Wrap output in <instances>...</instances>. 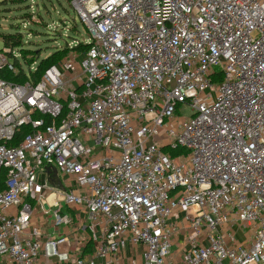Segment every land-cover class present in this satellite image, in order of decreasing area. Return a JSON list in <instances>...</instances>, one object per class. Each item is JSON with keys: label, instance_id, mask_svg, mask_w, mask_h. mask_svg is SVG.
I'll list each match as a JSON object with an SVG mask.
<instances>
[{"label": "built area", "instance_id": "built-area-1", "mask_svg": "<svg viewBox=\"0 0 264 264\" xmlns=\"http://www.w3.org/2000/svg\"><path fill=\"white\" fill-rule=\"evenodd\" d=\"M70 5L36 80L0 37V264H264V0Z\"/></svg>", "mask_w": 264, "mask_h": 264}, {"label": "rangeland", "instance_id": "rangeland-1", "mask_svg": "<svg viewBox=\"0 0 264 264\" xmlns=\"http://www.w3.org/2000/svg\"><path fill=\"white\" fill-rule=\"evenodd\" d=\"M70 18L75 20L76 29L71 28ZM15 31L21 32V49L28 51V57L38 51V59L49 55L63 42L69 44L73 39H88L83 24L66 0H24L21 3L0 0V34H13ZM19 48L15 50L20 54L19 60L23 61ZM23 67L27 70L26 64ZM191 113L187 107L180 110L181 116Z\"/></svg>", "mask_w": 264, "mask_h": 264}, {"label": "trees", "instance_id": "trees-1", "mask_svg": "<svg viewBox=\"0 0 264 264\" xmlns=\"http://www.w3.org/2000/svg\"><path fill=\"white\" fill-rule=\"evenodd\" d=\"M11 2H18L21 3L24 0H10ZM68 4H70V0H66ZM71 6V5H70ZM29 17V14H27ZM69 23L71 25V28L76 29V22L73 18L69 19ZM18 29V27H17ZM0 37L2 38L3 42L9 45L12 48L20 47L22 46V41H21V32L15 31L13 34L9 33H1ZM64 41L67 42L66 39ZM89 47L88 44L85 43H79L76 46L72 47L71 49L68 47V44L63 42V44L56 48L53 52H51L49 55H47L44 58L38 59L39 52L36 51L34 52V55H31L28 57V51L27 50H22L21 47L19 48V51L21 53L22 60L26 64H31L35 62L37 59L38 61L35 64V71L31 74V77L36 80L39 76V74L42 72L44 68H46L50 64H58V62L64 57L67 53L70 51H77V52H85L87 48ZM0 77L11 80V81H22L26 78V75L24 72L20 70L16 75H13L12 73H8L6 71L0 72ZM28 131V128H22L20 133L17 135V138L14 142L17 143V140L20 139V137Z\"/></svg>", "mask_w": 264, "mask_h": 264}, {"label": "crops", "instance_id": "crops-1", "mask_svg": "<svg viewBox=\"0 0 264 264\" xmlns=\"http://www.w3.org/2000/svg\"><path fill=\"white\" fill-rule=\"evenodd\" d=\"M173 240H174V242H173L172 249H173V251L176 252L179 249V247H180V245H179L180 239L178 241L176 239H173Z\"/></svg>", "mask_w": 264, "mask_h": 264}]
</instances>
